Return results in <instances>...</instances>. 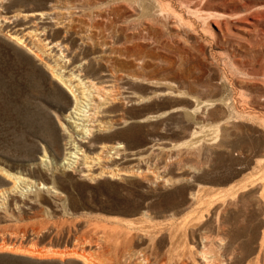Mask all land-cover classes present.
I'll list each match as a JSON object with an SVG mask.
<instances>
[{
    "label": "rangeland",
    "instance_id": "rangeland-1",
    "mask_svg": "<svg viewBox=\"0 0 264 264\" xmlns=\"http://www.w3.org/2000/svg\"><path fill=\"white\" fill-rule=\"evenodd\" d=\"M0 191V264H264V0H0Z\"/></svg>",
    "mask_w": 264,
    "mask_h": 264
},
{
    "label": "bare ground",
    "instance_id": "bare-ground-1",
    "mask_svg": "<svg viewBox=\"0 0 264 264\" xmlns=\"http://www.w3.org/2000/svg\"><path fill=\"white\" fill-rule=\"evenodd\" d=\"M26 13H28V12H26ZM29 14V17H30V15H33V14H31V13H28ZM24 15H25V13H24ZM42 16V15H41ZM13 39H15L18 43H20V39L19 38H13ZM24 41V40H23ZM57 55V54H56ZM64 56V55H63ZM55 61V60H54ZM56 64H58V63H56ZM60 65V64H59ZM54 66H55V64H54ZM60 67V66H59ZM55 68V67H54ZM65 68V67H64ZM66 69V68H65ZM54 70V69H53ZM57 70V69H56ZM71 70V69H70ZM78 70V69H77ZM76 70V71H77ZM58 71V70H57ZM61 71H62V68H61ZM52 72V71H51ZM53 72H55V71H53ZM65 72V71H64ZM66 73V75H68L67 74V72H65ZM76 74V73H75ZM62 76H64L63 75V73L61 74ZM60 74H56V73H53L52 74V77H53V79H55L58 83H60L62 86H63V88H65V90L67 91V93H69L70 95H71V97L73 98V102H74V105H73V107H72V109H71V111H70V115H69V117L70 118H73V120H69L70 122H73V124L75 123V125H73V127L75 128L74 129V131L75 132H80V131H84L85 133V135H87V134H89V132L88 131H90V129L92 130L93 128H88V127H86V125L88 126V125H91V124H81L80 122H76V120H74V119H83V121L84 120H88L87 118H86V116L85 115H87V114H85V111H84V109L83 108H81L80 107V104L78 103V101H79V99L78 98H83V97H85V96H76V94H75V92L76 91H78V90H74V88H76V89H78L77 87H74V86H76V85H78V84H82L83 85V83L84 84H86V82L87 81H84V82H82L81 81V79H83L82 77H81V79H79L78 77H77V75H73V74H70V78L68 77V79H69V81L70 82H74V81H76V83L74 84V86L73 85H71L72 87H73V89H72V87L71 86H69V85H67L68 84V82H66V80L61 76ZM80 75H82V74H80ZM66 78V77H65ZM85 78H87V77H85ZM84 80H86V79H84ZM90 80V79H89ZM93 82V81H92ZM88 83H90L89 81H88ZM94 83V82H93ZM90 85V84H89ZM89 85H85V86H89ZM109 85V84H108ZM80 86V85H79ZM96 84H95V89H96ZM82 87V86H81ZM89 87H91V86H89ZM85 88V87H84ZM83 88V89H84ZM100 88V87H99ZM87 89V88H86ZM89 89H91V88H89ZM80 91V93H81V91L82 90H79ZM82 94H84V93H82ZM88 94H90L89 92H88ZM101 93L99 92V95H100ZM95 96V95H94ZM93 96V97H94ZM96 96H97V93H96ZM99 97H102V96H99ZM104 97V96H103ZM102 99H104V98H102ZM107 99V98H106ZM93 100V99H92ZM101 101L102 100H100V101H98V103L97 102H95L96 103V105L97 106H94L95 107V109H94V111H92V112H90V111H88V112H90V113H88V114H91V116L90 117H93V113L94 112H96V110L97 109H99V107H100V105L102 104L101 103ZM105 100H103L102 102H104ZM107 101V100H106ZM82 103V102H81ZM85 103H87V102H85ZM94 103V104H95ZM105 103V102H104ZM107 103V102H106ZM79 104V105H78ZM83 105V104H82ZM87 105V104H86ZM91 105V104H90ZM102 106H104V105H102ZM101 106V107H102ZM87 107V106H86ZM85 107V108H86ZM93 107V106H92ZM101 107H100V110H101ZM89 108V107H88ZM91 109V108H90ZM86 110H87V108H86ZM82 111H84V113H82ZM87 112V111H86ZM100 112V111H99ZM98 112V113H99ZM80 116H82V118L80 117ZM95 116H97V114L95 115ZM87 117H88V115H87ZM94 118H96V117H94ZM90 120V119H89ZM94 120V119H93ZM93 120H91V121H93ZM80 121V120H79ZM82 121V120H81ZM91 121H90V123H91ZM94 122V121H93ZM97 122V121H96ZM98 123V122H97ZM101 123V122H100ZM79 124H81L82 125V127H79ZM96 125V124H95ZM91 133V132H90ZM80 134V133H79ZM84 134H82V135H84ZM86 137V136H85ZM83 140V139H82ZM85 140V139H84ZM83 140V141H84ZM81 142V141H80ZM86 142V141H85ZM74 145V144H73ZM79 145V144H78ZM104 145V144H103ZM111 146V145H110ZM116 146V145H115ZM71 147V146H70ZM67 147V149H69L67 152H65V154H67V156H64L63 157V161H62V163L63 164H66V163H69L68 161L69 160H71V162L72 161H74V160H72V159H74V158H80L79 156H78V154H81L80 152H78V151H76V150H74V148L73 147ZM77 148V147H76ZM93 157V156H92ZM70 158H72V159H70ZM67 159H69V160H67ZM87 159H88V157H87ZM92 159V158H91ZM100 159V158H99ZM90 160V159H89ZM82 166H81V168H84L85 170H90V169H92V164H87V160H85L84 159V157L82 158ZM93 161V160H92ZM95 161V160H94ZM93 161V162H94ZM96 165V164H95ZM94 168V167H93ZM96 168V167H95ZM7 175H8V180L11 182V185H10V187L7 189V191H14V190H16V189H18V187H19V183H21L22 181H29V183L28 184H31V183H36V182H33L32 180H29L28 178H25V177H23V176H20V175H18V174H12V173H6ZM88 174H91L90 172H84V173H82V175L83 176H86V175H88ZM95 175H98V174H94V175H92V176H95ZM7 177V176H6ZM87 177V176H86ZM31 182V183H30ZM25 184V183H24ZM38 185H39V187H41V188H49L50 186L49 185H46V184H44V183H38ZM29 186V185H28ZM54 191V190H53ZM3 192H1L0 191V195L2 194ZM205 236V235H204ZM210 238V237H209ZM212 239V238H211ZM219 239V238H218ZM217 238H216V240H218ZM221 239H222V237H221ZM205 240H207V238L206 237H204V241ZM210 240V239H209ZM208 240V241H209ZM223 240V239H222ZM203 241V240H202ZM204 241H203V243H204ZM210 241H214V239L213 240H210ZM221 241V240H220ZM222 242V241H221ZM202 243V242H201ZM203 243H202V245H203ZM208 243V242H207ZM213 243V242H212ZM223 243H224V241H223ZM205 244H206V241H205ZM208 245V244H207ZM210 245V244H209ZM206 246H204V248H205ZM219 248V247H218ZM204 250V249H203ZM206 251V250H205ZM204 251H199V253H200V255H199V258H205V252L203 253ZM66 253V252H65ZM69 253V252H68ZM71 253H73V252H71ZM69 256H72L71 254H69ZM208 256H210V255H208ZM206 258H208L207 256H206ZM206 261H208V260H206Z\"/></svg>",
    "mask_w": 264,
    "mask_h": 264
}]
</instances>
